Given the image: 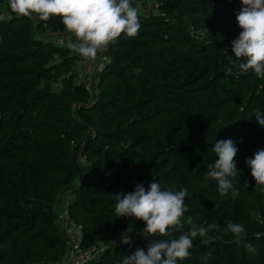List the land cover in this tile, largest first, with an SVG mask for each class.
I'll return each instance as SVG.
<instances>
[{
    "label": "trees",
    "instance_id": "16d2710c",
    "mask_svg": "<svg viewBox=\"0 0 264 264\" xmlns=\"http://www.w3.org/2000/svg\"><path fill=\"white\" fill-rule=\"evenodd\" d=\"M151 1L156 15L139 17L135 38L122 34L109 45L90 93L77 81L70 49L39 39L45 27L0 0L9 14L0 23V185L11 186L0 196V264L66 258L67 236L56 222L62 192L70 195L81 246L118 240L86 264H122L147 247L146 224L118 218L111 194L132 192L138 183L148 188L152 180L162 190H189L184 231L189 218L197 227L219 226L209 232L214 242L195 238L178 264H264V195L254 191L246 165L264 148L255 118L264 116V79L241 73L243 61L232 63L241 0ZM216 139L238 149L227 196L204 179L218 159ZM229 221L244 227L242 243L225 231Z\"/></svg>",
    "mask_w": 264,
    "mask_h": 264
},
{
    "label": "clouds",
    "instance_id": "9594fccd",
    "mask_svg": "<svg viewBox=\"0 0 264 264\" xmlns=\"http://www.w3.org/2000/svg\"><path fill=\"white\" fill-rule=\"evenodd\" d=\"M241 3L242 8L236 14L241 31L231 42V53L236 58L232 63L243 61L237 65L241 73L251 71L257 78L264 79V0H241ZM134 5L133 0H9L11 11L19 17L38 18L43 22L60 19L67 35V48L85 61L96 60L122 34L130 39L138 35L141 25ZM255 118L264 127V116L257 114ZM212 151L218 159L208 164L204 179L214 181L219 194L227 196L233 188L231 178L238 174L235 160L238 149L230 139H216ZM246 165L255 180L254 191L264 195V148L247 158ZM111 195L118 218H135L146 224L141 234L148 241L147 247L124 256L122 264H178L189 257L195 238L199 237L204 245L215 241V237L209 235L219 227L214 222L197 227L189 218L187 223L191 227L183 230L182 217L188 211L187 188L176 190L173 186L162 190L160 184L152 180L148 188L138 183L132 192ZM237 196L238 192L233 191L232 198ZM177 229L180 234L174 237ZM225 231L233 234L237 244L246 237L244 227L230 221L226 222ZM156 235L169 239L149 242L148 238ZM125 239L124 236L122 242ZM245 247L249 252L255 251L251 244Z\"/></svg>",
    "mask_w": 264,
    "mask_h": 264
},
{
    "label": "built area",
    "instance_id": "2783aa9c",
    "mask_svg": "<svg viewBox=\"0 0 264 264\" xmlns=\"http://www.w3.org/2000/svg\"><path fill=\"white\" fill-rule=\"evenodd\" d=\"M145 1H144L145 3L152 5L156 9L157 6L151 0H145ZM134 6L138 9V14L140 15L141 5L138 3L135 4ZM8 18H9V14H7V12L0 7V23ZM54 44L57 46L67 48L66 46L67 39L58 38L56 41H54ZM108 48L103 54H101L97 58V61L95 60L85 61L74 51L70 50L72 52V55L74 56L73 63H74V68L77 72V76H76L77 81L82 83L85 89L90 93L94 88L95 75L97 73V69L102 67L108 60V54H107ZM83 65L88 67V70L86 72L82 70L81 72L79 71V67ZM84 75H86V79H83ZM60 197L61 196H59L58 204L59 206H61V212L57 214L56 222L64 230L67 236L68 248H67L66 258L62 262L51 263V264H86L97 258L105 249L109 247H113L117 243L118 241L117 239H109L103 242V244H94L87 247L81 246L80 227L70 219L68 214V204L71 201L70 195L66 194L63 195L61 198Z\"/></svg>",
    "mask_w": 264,
    "mask_h": 264
},
{
    "label": "rangeland",
    "instance_id": "374dc122",
    "mask_svg": "<svg viewBox=\"0 0 264 264\" xmlns=\"http://www.w3.org/2000/svg\"><path fill=\"white\" fill-rule=\"evenodd\" d=\"M145 2H143V4H140L141 6H140L139 17L147 19L153 15H156L157 12H156V9L152 5H149ZM46 25L47 26L44 28V29H46L45 30L46 32L50 33V31L54 32V30H55V32L53 34H56V38L54 40H52L53 42L56 41L58 38L67 37L66 33L64 32V25L62 24L60 19L54 18V19L50 20L49 22H47ZM49 38H50V36H46L44 39L48 40ZM95 61H97V59ZM85 67H87V66H84V65L80 66L79 71L81 72V70L84 69ZM9 188H11V186L8 184V182H4L3 184H1L0 185V196L6 197L7 195H9L10 194ZM60 196L61 197L63 196V192L60 194ZM58 201H59V198H58ZM60 212H61V206H58L56 208V213L59 214Z\"/></svg>",
    "mask_w": 264,
    "mask_h": 264
},
{
    "label": "crops",
    "instance_id": "0c3cea01",
    "mask_svg": "<svg viewBox=\"0 0 264 264\" xmlns=\"http://www.w3.org/2000/svg\"><path fill=\"white\" fill-rule=\"evenodd\" d=\"M144 2V1H143ZM143 2H139V4H143ZM36 21L39 23V24H41L43 27H46L47 25H46V23L47 22H43V21H39L38 20V18H36ZM46 29H44L43 31H41L38 35H37V37L39 38V39H41V40H43V41H52V40H54L55 38H56V34H53L54 32H55V30H54V32L53 31H50V33L49 32H46L45 31ZM46 36H50V38L48 39V40H46V39H44ZM64 39H67V37H64ZM96 69V68H95ZM100 69H101V67L100 68H98L97 69V73L100 71ZM88 70V68H84V69H82V71H84V72H86ZM96 73V74H97ZM83 79H86V75H84L83 76ZM96 79V78H95Z\"/></svg>",
    "mask_w": 264,
    "mask_h": 264
}]
</instances>
